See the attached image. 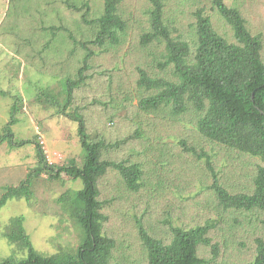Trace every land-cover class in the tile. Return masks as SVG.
Segmentation results:
<instances>
[{
    "label": "rangeland",
    "instance_id": "rangeland-1",
    "mask_svg": "<svg viewBox=\"0 0 264 264\" xmlns=\"http://www.w3.org/2000/svg\"><path fill=\"white\" fill-rule=\"evenodd\" d=\"M67 1L76 8L86 4L90 21L103 15L105 0H0V87L4 90L0 92V135L10 120L11 107L18 102L19 122L13 127L16 143L38 142L50 165L67 166L74 160L82 167L85 152L79 125L39 96L46 92L64 97L63 83L77 78L84 58L93 52L88 62L91 69L84 74L85 83L74 91L69 111L77 110L87 134L108 145L101 152L102 161L140 165L143 174L137 189L129 188L120 172L112 168L98 180V186L102 213L108 218L104 231L126 249L125 255L117 251L111 264L125 260L147 264L138 221L165 230L162 221L169 215L174 225L182 228L201 225L218 215L208 157L220 184L235 195L253 190L259 162L202 136L193 111L177 115L170 107L149 112L140 108V100L154 93L139 88L140 71L155 77L168 74L157 68L163 46L142 44L150 30L148 0L122 1L119 13L126 31L116 46L103 47L91 44L97 28L82 20L83 13L69 9ZM225 4L239 10L252 35L262 37L264 59V0H225ZM202 7L219 34L233 41L232 27L209 0L166 1L164 17L173 23V37H195V14ZM36 146L7 141L0 145V197L7 187L19 186L39 165ZM82 187L73 176L63 174L60 180H53L45 174L33 180L31 200L17 193L8 201L0 209V261L26 256L6 238L10 221L16 217H24L25 229L43 255H53L59 247H77L79 227L58 199ZM228 216L232 218V214ZM263 218L254 211L246 214L245 221L240 218L243 224L232 228L231 223L219 224L211 235L224 243L216 264L251 262L257 239H264ZM203 254L211 258L208 251Z\"/></svg>",
    "mask_w": 264,
    "mask_h": 264
},
{
    "label": "trees",
    "instance_id": "trees-1",
    "mask_svg": "<svg viewBox=\"0 0 264 264\" xmlns=\"http://www.w3.org/2000/svg\"><path fill=\"white\" fill-rule=\"evenodd\" d=\"M122 1L105 0L103 15L91 21L88 20L90 8L86 4L80 8L68 1L65 4L69 9L83 13L82 20L97 28L96 39L91 44L103 47L116 46L126 31V23L119 13ZM148 1L151 4L150 30L143 36L142 44L163 46L157 68L168 74L166 77H155L140 71L139 88L154 92L140 100V108L149 112L170 107L177 115L193 111L198 116L197 129L202 136L257 160L259 165L253 190L235 195L220 184L212 168V160L208 157L207 164L214 176L212 189L222 209L218 207V215L190 228L174 225L173 217L169 215L162 221L165 230L151 226L150 222L138 221L139 241L144 245L142 251L147 264H216L224 243L216 236L211 238V235L219 224L231 223V228L243 224L240 218L245 221L246 214L254 211L264 216L263 40L260 35L250 33L239 10L229 8L225 0H209V3L232 27L233 41L214 28L205 7L196 11V31L192 40L180 35L173 37V23L164 17L168 0ZM83 46L87 48L86 44ZM93 56L94 53L90 51L84 58L83 67L77 72V78H68L63 83L64 97L60 99L59 95L46 92L39 96L58 109V114L69 117L79 125L78 135L85 152L82 167L74 160L67 166L50 165L38 142L28 140L16 143L13 127L19 122L16 117L20 110L18 102L11 107L10 120L0 135V145L5 141L17 146L36 144L40 161L19 186L5 189L0 197V209L15 199L17 193H23L26 200H31L33 180L45 174L53 180H60L63 174L73 176L75 181L82 182L83 187L63 193L58 203L79 227V244L75 248L59 247L50 256L43 255L35 249L25 229L24 217H16L10 221L6 238L26 256L17 258L13 255L1 260L0 264H111L117 251L125 255L126 249L104 231L108 218L102 213L98 180L112 168L120 172L129 188L137 189L143 171L138 164L126 166L102 161L101 152L108 145L87 134L84 118L77 110L69 111L73 106L74 91L85 83L87 77L84 74L91 69L88 62ZM3 91L0 87V92ZM221 211L232 214V218L227 214L219 215ZM262 222L264 224V218ZM256 246L255 258L247 264H264V239H257ZM205 251L211 253V258L206 259ZM128 261L122 264H128Z\"/></svg>",
    "mask_w": 264,
    "mask_h": 264
}]
</instances>
